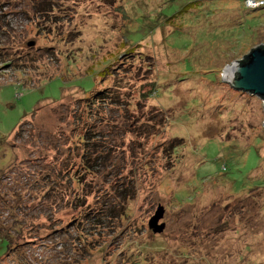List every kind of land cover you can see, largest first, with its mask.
Here are the masks:
<instances>
[{"label": "rangeland", "instance_id": "374dc122", "mask_svg": "<svg viewBox=\"0 0 264 264\" xmlns=\"http://www.w3.org/2000/svg\"><path fill=\"white\" fill-rule=\"evenodd\" d=\"M38 1L0 0V264H264V100L222 80L264 3Z\"/></svg>", "mask_w": 264, "mask_h": 264}, {"label": "water", "instance_id": "95a60500", "mask_svg": "<svg viewBox=\"0 0 264 264\" xmlns=\"http://www.w3.org/2000/svg\"><path fill=\"white\" fill-rule=\"evenodd\" d=\"M251 49L242 60L226 66L222 80L236 90L248 92L251 96L257 95L264 100V45ZM158 218L159 215L151 224H156ZM161 230L162 227L158 229Z\"/></svg>", "mask_w": 264, "mask_h": 264}, {"label": "trees", "instance_id": "16d2710c", "mask_svg": "<svg viewBox=\"0 0 264 264\" xmlns=\"http://www.w3.org/2000/svg\"><path fill=\"white\" fill-rule=\"evenodd\" d=\"M38 3H39V5L42 4V18H45V17L49 16L50 12L52 11V8L54 7L52 1H50V0H42V1H38ZM38 3H34V6L36 4L38 5ZM188 5L191 6V3L188 4ZM111 65H109L108 67H110ZM108 67L105 68V70L102 72V75H104V76L108 75V72H109L108 71L109 70ZM111 70H113V69L111 68ZM113 89H114L113 87H108L102 93L93 94L90 98H87L88 100L86 99V101H90V102H89V105H85L84 108L89 107L90 105H93V102H95V100H98V99L104 100L107 97L110 98L111 97V92L113 91ZM90 103H92V104H90Z\"/></svg>", "mask_w": 264, "mask_h": 264}, {"label": "built area", "instance_id": "2783aa9c", "mask_svg": "<svg viewBox=\"0 0 264 264\" xmlns=\"http://www.w3.org/2000/svg\"><path fill=\"white\" fill-rule=\"evenodd\" d=\"M249 1H250V3H252L253 5H255V4H260V2H261V3H264V0H262V1L260 0L259 3H256V0H249ZM257 2H258V1H257Z\"/></svg>", "mask_w": 264, "mask_h": 264}]
</instances>
